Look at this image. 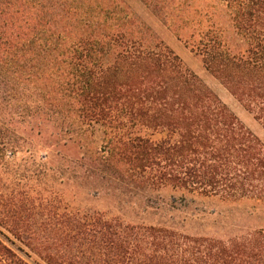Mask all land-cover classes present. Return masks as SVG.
I'll return each mask as SVG.
<instances>
[{"label":"trees","instance_id":"trees-1","mask_svg":"<svg viewBox=\"0 0 264 264\" xmlns=\"http://www.w3.org/2000/svg\"><path fill=\"white\" fill-rule=\"evenodd\" d=\"M138 1L264 125V0ZM30 123L79 144L93 188L149 209H177L165 189L264 204L258 137L127 0H0V163L32 150ZM0 222L46 264H264V228L225 240L24 195ZM0 264L35 263L0 231Z\"/></svg>","mask_w":264,"mask_h":264},{"label":"rangeland","instance_id":"rangeland-1","mask_svg":"<svg viewBox=\"0 0 264 264\" xmlns=\"http://www.w3.org/2000/svg\"><path fill=\"white\" fill-rule=\"evenodd\" d=\"M127 1L157 30L185 66L200 77L243 125L258 137L264 147V125L255 119L252 112L246 109L220 80L206 70L201 59L195 56L184 42L150 16L138 0ZM30 127L31 123L26 130L23 129V135L28 141L24 148L32 150L23 149L14 155L8 152L0 163V203L11 196L19 198L24 195L31 198L35 204L39 201L45 203L52 200L61 210L67 209L79 214L98 212L106 219L119 218L125 222L175 223L186 231L212 234L225 240L234 235L251 232L253 229L264 228V204L253 197L223 199L220 196L187 193L184 198H180L178 193L165 189L162 194L163 200L177 208L169 211V207L168 210L149 209L143 201L131 202L126 196L105 187L93 188L92 179L85 177V165L79 166L77 162L82 152L79 144L68 140L66 136L49 135L51 130L54 131L53 123L46 124L38 134L35 131L37 128L33 127L34 130H30L32 128ZM89 139L93 140V146L101 147L105 137L98 129L89 135ZM151 205L156 206L157 202ZM184 216L188 219L182 223ZM0 231L32 262L46 264L38 253L25 241L14 237L9 228L1 222Z\"/></svg>","mask_w":264,"mask_h":264}]
</instances>
